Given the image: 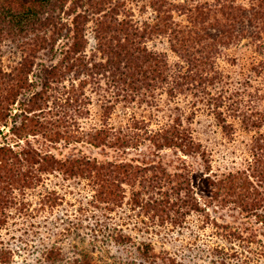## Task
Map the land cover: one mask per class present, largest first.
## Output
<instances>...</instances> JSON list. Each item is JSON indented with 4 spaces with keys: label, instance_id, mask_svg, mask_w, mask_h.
Returning <instances> with one entry per match:
<instances>
[{
    "label": "trees",
    "instance_id": "16d2710c",
    "mask_svg": "<svg viewBox=\"0 0 264 264\" xmlns=\"http://www.w3.org/2000/svg\"><path fill=\"white\" fill-rule=\"evenodd\" d=\"M148 3L155 14L138 23L124 0H0V126L14 141L0 142V264H264V132L241 168L215 174L180 113L155 128L130 114L120 126H82L92 93L112 110L154 102L157 88L173 97L179 79L228 78L215 56L245 38L261 56L250 70L264 72V0ZM155 35L175 64L148 48ZM231 110L246 128L264 125L259 110ZM165 146L199 162L168 168L154 158Z\"/></svg>",
    "mask_w": 264,
    "mask_h": 264
},
{
    "label": "rangeland",
    "instance_id": "374dc122",
    "mask_svg": "<svg viewBox=\"0 0 264 264\" xmlns=\"http://www.w3.org/2000/svg\"><path fill=\"white\" fill-rule=\"evenodd\" d=\"M148 1L124 0V8L126 12L128 8L129 13L133 15V19L138 21V23L149 21L155 12L149 6ZM236 1L237 3L248 5L251 0ZM120 9L121 11L123 10L122 7ZM90 30L88 29L87 35L89 44H93L94 41ZM146 45L151 50L165 53L171 65L175 64L179 59L176 53L171 50L165 36L155 35L147 37ZM260 58L261 56L256 52V46L253 41L245 38L219 50L215 56V65L229 77L222 78L220 76L219 79L216 76L213 82L207 83V85L203 84L205 87L200 86L198 82L179 79L181 87L175 92L173 97L167 94L166 87L157 88L154 91V102L138 97L134 101H120L112 110H103L99 96L92 93L88 111L80 119L82 126H101L104 121L112 126H120L127 122V117L130 114L135 115L138 119H143L149 128H155L159 121L169 120L180 113L185 126L191 131L192 137L200 142L208 152L213 173L223 174L241 168L245 159L250 158L249 144L252 137L256 136L257 132H264V125H260L259 128L250 126L246 128L241 123L240 118L237 117V113L232 111L231 108L237 103L248 108V110H259L264 113V72L257 74L250 70L251 62ZM89 89L87 87L88 92ZM216 94L224 96V98L211 101L210 97H215L217 96ZM217 104H219L218 107H216ZM215 110L222 111L227 120L233 124L232 132L227 134L222 130L215 117ZM108 111L111 112L105 115V112ZM162 116H165V119H161L160 117ZM27 139L35 146L41 144V139L38 137L29 136ZM3 141L14 143L8 132V126H0V142ZM77 147L88 155L98 156V153L102 152L101 149L91 147L88 144H79ZM107 151L111 152L110 149ZM134 156L135 150L128 149L127 157ZM179 157L185 158L188 162H194V165H196L195 161L199 162L198 158L182 156L178 150L166 146L157 151V155L154 156L156 160L166 164L168 168L176 165ZM200 168L202 169L203 166H200ZM49 178H51L52 182L60 181L53 176ZM37 220L39 219L35 221ZM16 228H18V225H9L10 231L15 235H19V232L15 230ZM4 231L1 230L2 233ZM110 252L115 254V248L112 247Z\"/></svg>",
    "mask_w": 264,
    "mask_h": 264
}]
</instances>
